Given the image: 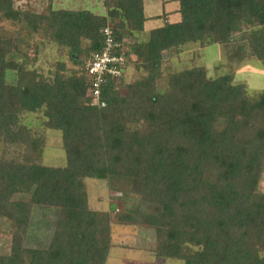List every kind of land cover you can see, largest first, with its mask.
Listing matches in <instances>:
<instances>
[{"label":"trees","instance_id":"trees-1","mask_svg":"<svg viewBox=\"0 0 264 264\" xmlns=\"http://www.w3.org/2000/svg\"><path fill=\"white\" fill-rule=\"evenodd\" d=\"M172 1L180 20L164 11L154 16L163 24L146 32L153 17L145 0H104L102 14L0 0V137L11 148L0 157V217L13 227L0 264L108 263L112 228L90 206L84 178L107 179L126 205L119 224L154 230L156 260L264 264V89L251 100L231 73L210 77L199 64L163 76L162 68L169 50L236 39L264 66V0ZM106 27L125 63L106 74L100 106L86 64L105 49ZM127 31L138 40L127 44ZM50 43L81 69L59 59L52 76L39 72ZM130 64L142 72L135 84L127 81ZM26 113L39 115L43 131L61 132L64 166L43 163L45 131L23 122ZM37 207L58 214L46 247L25 242Z\"/></svg>","mask_w":264,"mask_h":264},{"label":"rangeland","instance_id":"rangeland-1","mask_svg":"<svg viewBox=\"0 0 264 264\" xmlns=\"http://www.w3.org/2000/svg\"><path fill=\"white\" fill-rule=\"evenodd\" d=\"M167 3V10H177L178 12L176 15H172L171 21L180 20L181 14L178 11L179 4L177 1L145 0V12L150 17H153L150 19L151 21L146 23V32L160 25L162 19L155 18L154 16L161 15L164 12V5ZM51 4L54 7L90 9L100 14L105 12L104 0H15V5L18 8L40 12H48ZM152 20H155V22ZM125 38L127 44H132L135 40H138L130 31L126 32ZM141 38L146 39L147 33H142ZM39 40L40 37L36 35L32 41L36 42ZM189 45L188 47L192 48L187 51H185L186 47L182 46L179 51L172 49L164 54L162 65L164 69L163 76L168 73L166 69L178 71L182 68L193 67L199 64L205 65L210 77L231 73L234 75L236 82L243 83L246 86L251 100L259 98L264 89V66L251 53L248 44L236 39L230 44H213L205 48L194 43ZM181 50L183 51L181 52ZM59 59L66 60L70 67L81 69L79 65L74 66L75 64L70 60L68 52H61L60 47L54 43L47 44L44 48L42 47L35 67L39 72L50 77L55 68L54 64ZM127 72V81L132 84L137 83V79L142 74L141 71L134 68L133 64L127 66ZM13 74L9 72L8 78L10 80L14 78ZM159 82L161 87H165L164 79H159ZM37 117H39L37 113H26L22 121L39 132L40 136L45 131L46 142L43 150V163L64 166L67 158L61 132L56 129H46L43 131V128L39 126ZM10 152L11 148L0 137V157L6 153L10 154ZM83 183L90 206L97 210L100 220L110 223L112 228L110 240L113 245L107 264H183L180 260H156L148 251L152 245H155L154 230L135 225L119 224L117 222L118 214L126 205L118 202L119 198L115 192L110 190L107 179L84 178ZM260 190L264 191V174L260 181ZM23 197L27 196L22 194L15 196L16 199ZM57 215V211L54 209L36 208L25 239L29 247H46L48 245L54 232ZM12 240L13 227L10 220L0 217V253L6 254L10 251Z\"/></svg>","mask_w":264,"mask_h":264},{"label":"built area","instance_id":"built-area-1","mask_svg":"<svg viewBox=\"0 0 264 264\" xmlns=\"http://www.w3.org/2000/svg\"><path fill=\"white\" fill-rule=\"evenodd\" d=\"M106 35V47L101 52L92 55L86 64V73L91 83V91L93 94L92 104L104 106L105 102L101 100L102 84L105 82L106 74L118 75L120 68L118 65L125 63L124 54H116L115 48L120 45L113 39V30L111 27L104 28Z\"/></svg>","mask_w":264,"mask_h":264},{"label":"crops","instance_id":"crops-1","mask_svg":"<svg viewBox=\"0 0 264 264\" xmlns=\"http://www.w3.org/2000/svg\"><path fill=\"white\" fill-rule=\"evenodd\" d=\"M173 2H175V1H173ZM167 5H168V3L164 5L165 8H163V11H165V12H169L168 17H169V20L171 21V20H172V15H173V14L176 15L178 12H177V10H175V9H174L175 11L167 10V8H166ZM145 9H146V5H145ZM177 9H178V8H177ZM171 12H172V14H171ZM146 15H147V14H146ZM178 15H179V14H178ZM147 16L150 18L149 15H147ZM149 21H151V20L149 19L146 23H148ZM152 21L155 22V20H152ZM177 21H178V20H177ZM161 22H162V23H161ZM161 22H160V25L163 24V20H161ZM160 25H158V26H160ZM145 26H146V25H145ZM155 27H157V26H155ZM153 28H154V27H153ZM146 29H147V28H146ZM152 246H153V245H152ZM152 246L149 248L148 251L153 255L152 249L155 247V245H154L153 247H152ZM109 256H110V255H109ZM153 256H154V255H153ZM154 257H155V256H154Z\"/></svg>","mask_w":264,"mask_h":264}]
</instances>
